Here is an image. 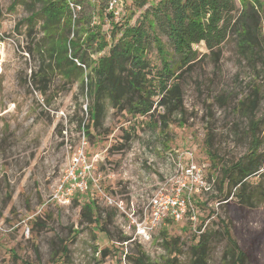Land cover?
<instances>
[{"label": "rangeland", "instance_id": "1", "mask_svg": "<svg viewBox=\"0 0 264 264\" xmlns=\"http://www.w3.org/2000/svg\"><path fill=\"white\" fill-rule=\"evenodd\" d=\"M157 1L147 0L137 8L136 0H123L118 25H134ZM29 3L0 0V264H139L140 259L166 264L172 258L174 264H190V248L204 233L207 263L230 264L226 226L244 253L242 264H264V168L247 180L251 206L239 205L235 189L227 197L229 188L223 193L213 188L193 198L195 223L186 216L181 222L163 221L149 238L137 233V224H145L150 216L153 194L190 159L204 168L209 181L219 177V164H235L248 154L251 122L258 126L259 154L264 153V68L244 62L233 39L222 44L217 65L208 56L202 58L208 51L200 43L193 46L197 62L176 72L180 111L168 114L158 105L160 97L153 95L145 115L113 110L106 100L105 118L93 127L86 85L95 79L100 59L122 29L114 33L106 0H82L64 38L79 46L86 64L76 63L83 76L67 78L58 69L47 70L49 65L56 68L60 39L50 40L41 18L30 31ZM261 16L264 31V12ZM56 28L55 37L64 32ZM94 34L105 44L97 54L95 46H83ZM158 35L164 50L171 52L167 38ZM48 45L56 48L54 59ZM71 50L70 45L68 54ZM148 56L147 82L156 85L163 65L154 48ZM255 96L251 110L248 102ZM83 141L98 188L66 205L52 202L71 155ZM84 212L90 218H84Z\"/></svg>", "mask_w": 264, "mask_h": 264}, {"label": "trees", "instance_id": "2", "mask_svg": "<svg viewBox=\"0 0 264 264\" xmlns=\"http://www.w3.org/2000/svg\"><path fill=\"white\" fill-rule=\"evenodd\" d=\"M29 1L32 11L26 23L30 31L35 25V20L41 18V29L51 37L50 40L56 42L60 39L57 45L61 52L57 59L53 56L56 48L52 45L47 46L49 57L54 59L56 67L52 68L49 65L47 70L58 69L67 78L75 74L76 77L83 76L82 66L85 67L86 64L84 52H80L75 42H68V39L64 38L65 34L67 37L70 34V18L73 15L67 0ZM71 1L81 9L82 0ZM146 1L136 0L137 8L143 7ZM236 3L239 4V8ZM37 5L40 7L39 10L33 11ZM263 12L264 0H158L157 3L151 4L141 20L136 21L132 26L127 23L125 26L118 25L119 22H113L109 16V20L113 22L114 33L120 29L122 32L110 46L108 55L100 59L93 82L86 85L88 97L93 102L86 107L93 127L99 126L105 118L106 100L113 110L145 115L151 111L153 102L150 98L153 95L160 97L158 105L168 114L180 111L182 98L180 85L177 82L179 74L176 75V72L189 70L197 62L199 54L193 46L200 43H203L208 51V54L203 55L202 58L208 56L213 64L217 65L221 57L222 44L233 39L237 54L244 62L252 68L256 65L264 68V31L261 16ZM54 28L64 32L55 37ZM158 33L167 38L171 52L164 50L165 44ZM70 45L72 50L71 54H68ZM83 46L85 48L95 46L93 52L97 54L102 51L105 44L103 38L94 34L87 37ZM152 48L156 50L163 65L161 72L155 76L156 85L147 82L146 77L150 67L148 55ZM168 56L170 60L167 61ZM75 60L80 61L82 66L76 65ZM47 73L44 72L45 78H42L45 83L48 82ZM256 102V96L249 100L251 110H254ZM257 130V124L251 122L248 154L235 164H219L220 176L211 180L213 188L219 193H223L224 188H229L227 197L231 195V190L235 189L233 196L241 206L252 205L251 194L247 190L250 184L247 180L258 175L260 169L264 168L262 167L264 153L259 154L262 142ZM86 133L89 135L88 130ZM211 167H214L213 164ZM83 216L90 218V213L84 212ZM224 236L230 244V248L226 251L230 264H242L244 253L232 239L227 226L224 227ZM190 255V264H208L206 233L200 234L196 245L190 248ZM174 262L175 258H172L166 264H174ZM139 264H144L141 259Z\"/></svg>", "mask_w": 264, "mask_h": 264}, {"label": "built area", "instance_id": "3", "mask_svg": "<svg viewBox=\"0 0 264 264\" xmlns=\"http://www.w3.org/2000/svg\"><path fill=\"white\" fill-rule=\"evenodd\" d=\"M67 2L75 17V12H78L80 7L71 0ZM122 4L123 0H106V13L114 22H119L123 18ZM85 146L86 143L83 141L78 150L71 155L62 179L50 198L52 202L66 205L75 196L87 195L90 188H98L95 167L85 155ZM211 189L212 181L206 177L204 168L190 159L188 163L179 167V172L175 176L167 179L153 194L149 202L150 216L145 224H137V233L141 232L138 235L149 238L150 233L163 221L181 222L186 216L191 223H195L197 213L192 207V200ZM105 199L109 203L112 202L109 198ZM121 205V203L117 205L119 209Z\"/></svg>", "mask_w": 264, "mask_h": 264}]
</instances>
